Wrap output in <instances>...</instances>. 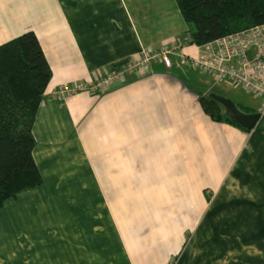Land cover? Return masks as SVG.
<instances>
[{
  "label": "crops",
  "instance_id": "1",
  "mask_svg": "<svg viewBox=\"0 0 264 264\" xmlns=\"http://www.w3.org/2000/svg\"><path fill=\"white\" fill-rule=\"evenodd\" d=\"M27 30L51 69L32 127L42 184L0 208V264H264V129L204 112L176 0H0V44ZM175 43L169 67L55 94Z\"/></svg>",
  "mask_w": 264,
  "mask_h": 264
},
{
  "label": "trees",
  "instance_id": "2",
  "mask_svg": "<svg viewBox=\"0 0 264 264\" xmlns=\"http://www.w3.org/2000/svg\"><path fill=\"white\" fill-rule=\"evenodd\" d=\"M189 40L196 45L264 23V0H176ZM51 69L31 30L0 44V208L20 190L42 184L33 158L32 127ZM202 109L215 120L229 118L211 96H200ZM239 109L238 105L235 103ZM241 110V109H239ZM245 113L256 112L245 107Z\"/></svg>",
  "mask_w": 264,
  "mask_h": 264
},
{
  "label": "built area",
  "instance_id": "3",
  "mask_svg": "<svg viewBox=\"0 0 264 264\" xmlns=\"http://www.w3.org/2000/svg\"><path fill=\"white\" fill-rule=\"evenodd\" d=\"M171 53H179L178 44L143 50L91 81L63 84L55 94L63 99L76 92L101 93L114 82L123 80L127 72L146 68L152 59H160L169 67ZM185 60L191 67L211 75L216 82L240 87L259 97L257 112L264 115V23L197 45V53Z\"/></svg>",
  "mask_w": 264,
  "mask_h": 264
},
{
  "label": "rangeland",
  "instance_id": "4",
  "mask_svg": "<svg viewBox=\"0 0 264 264\" xmlns=\"http://www.w3.org/2000/svg\"><path fill=\"white\" fill-rule=\"evenodd\" d=\"M188 24L190 29H192L193 25L191 23ZM187 71L188 75L184 76V79L198 93L228 98L236 103L241 111H245V107H250L257 111L260 103L259 97L246 92L240 87L231 86L227 83H218L208 73H203L193 67H187ZM256 126L264 129V115L260 116Z\"/></svg>",
  "mask_w": 264,
  "mask_h": 264
},
{
  "label": "water",
  "instance_id": "5",
  "mask_svg": "<svg viewBox=\"0 0 264 264\" xmlns=\"http://www.w3.org/2000/svg\"><path fill=\"white\" fill-rule=\"evenodd\" d=\"M224 108L225 114L231 118L235 123L243 128L252 129L255 127L260 119L258 112L245 113L239 110L235 103L228 98L211 95Z\"/></svg>",
  "mask_w": 264,
  "mask_h": 264
}]
</instances>
